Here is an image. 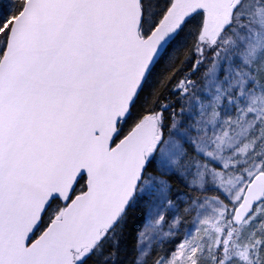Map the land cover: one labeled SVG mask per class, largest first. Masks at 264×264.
<instances>
[{"label": "snow or ice", "instance_id": "1", "mask_svg": "<svg viewBox=\"0 0 264 264\" xmlns=\"http://www.w3.org/2000/svg\"><path fill=\"white\" fill-rule=\"evenodd\" d=\"M0 264H264V0H0Z\"/></svg>", "mask_w": 264, "mask_h": 264}]
</instances>
